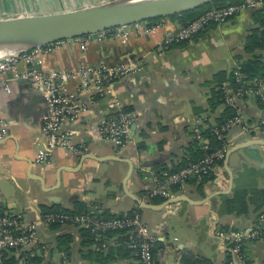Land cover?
<instances>
[{"label":"crops","instance_id":"crops-1","mask_svg":"<svg viewBox=\"0 0 264 264\" xmlns=\"http://www.w3.org/2000/svg\"><path fill=\"white\" fill-rule=\"evenodd\" d=\"M101 1L0 0V19L70 12ZM253 1L257 0H247ZM261 9V6L245 8L227 22L213 24L181 44L166 45L167 38L182 27L174 19L154 22L159 28L150 36L132 33L127 44L111 36L104 40L92 36L59 43L51 54L36 62V68L75 73L83 64L134 62L141 69L115 83L106 96L94 94L80 98L86 113L79 122L63 127L62 132L75 144H85L87 151L74 155L56 149L51 166L36 163L43 142L46 112L43 97L25 81L13 82L9 93L0 89V117L7 121L9 131L0 141V214H17L36 226L37 247L32 251L35 257L41 258L43 264H101L90 256L91 252L100 250L83 236L84 228L43 223L45 212L54 209L75 213L97 207L104 217L123 216L140 209L143 221L158 241L155 264H182L183 252L203 257L208 264H225L231 259L216 233L250 228L264 210L257 213L250 206L247 215L238 216L225 213L223 204L226 197L233 196L235 188L248 190L249 197L252 190L264 189V177L259 182L255 179L253 187H248L243 178L245 168L261 171L264 167V145L250 146L230 156L232 189L224 164L213 169L214 180L201 184V177L191 178L175 187L177 193L172 191L171 196H186L195 202L209 197L204 204L180 202L160 211L141 209L127 196L123 182L130 161L135 170L128 182L129 192L144 202L159 205L152 203L154 199L148 200L149 191L157 181L172 175V169L191 161L195 128L208 130L226 116L230 108L219 97L223 96V86L236 88L235 69L257 58L264 62V48L258 49L255 41L262 33V15L258 13ZM249 42L252 44L247 49ZM78 85L75 79L69 90H76ZM239 107L244 120L251 125L264 117V105L254 96L242 99ZM118 109L135 112L137 120L133 138L116 151L99 136L98 128L111 120ZM250 141H264V133H244L235 127L228 135L227 150ZM247 151H258L259 161L247 157ZM171 234L175 235L172 241ZM64 235L70 241L69 254L57 250L58 237ZM114 242L110 238L109 246L113 247ZM246 254L252 264H264V239L249 246ZM12 257L14 264H24L30 257L29 250L11 253L8 261L14 260ZM110 264L140 262L136 254L130 253L126 258L118 256Z\"/></svg>","mask_w":264,"mask_h":264},{"label":"built area","instance_id":"built-area-1","mask_svg":"<svg viewBox=\"0 0 264 264\" xmlns=\"http://www.w3.org/2000/svg\"><path fill=\"white\" fill-rule=\"evenodd\" d=\"M110 0H102L107 2ZM264 9V0L247 2L242 5L215 6L205 11L187 26L181 27L176 34L166 40V45L181 44L197 37L213 24H223L235 17L245 8ZM164 20V19H162ZM159 25L154 22H142L127 27H121L96 35L99 40L106 37L119 39L127 44L132 33L140 36H150L158 30ZM264 33V16L261 23ZM88 36V37H92ZM83 38L75 39L82 41ZM61 43V42H59ZM59 43L39 47L30 51L15 54L0 60V89L11 92V84L15 81H26L44 99L46 112L43 117L42 144L37 152L36 163L51 166L54 161L53 152L64 149L74 155H82L87 151L85 144H75L70 136L62 132L63 127L71 126L81 120L86 113L85 106L80 103L84 95L97 94L100 97L111 93V87L135 73L141 67L134 63L108 65V64H83L75 73L62 69L45 71L36 68V62L42 56L51 54ZM83 51L86 49L82 45ZM264 52V49H263ZM235 89L228 85L223 86V100L227 108L234 114L223 124L214 126L209 136L204 137L203 128L194 129L196 140L201 143L203 159L182 168L164 180L156 182L155 187L149 191L148 200L155 198L169 199L173 188L184 184L191 178L206 176L213 172L217 162L226 157L227 138L230 131L239 127L244 133L255 131L264 133V117L254 124L244 120L243 111L239 105L242 99L254 96L264 102V78L249 80L239 66L234 71ZM78 80L76 90H69V84ZM119 107V102L115 101ZM137 114L118 109L113 118L98 128L99 136L111 143L116 151L121 150L131 139L132 126L136 123ZM8 123L0 117V140L7 137ZM213 137L222 143V147L213 151ZM46 225H68L88 230L97 250L109 247V235H120L125 238L124 245L136 254L140 264H155L154 248L157 239L150 233L148 226L142 218L140 209H136L123 216L104 217L98 208L81 214L74 213H47L43 216ZM217 237L230 252L231 259L225 264H250L246 251L249 246L264 239V212L256 220V224L245 230L219 231ZM38 233L36 226L28 223L20 215L6 213L0 216V264H11L8 256L13 252L29 250L30 257L35 255ZM27 258L24 264H27Z\"/></svg>","mask_w":264,"mask_h":264},{"label":"water","instance_id":"water-1","mask_svg":"<svg viewBox=\"0 0 264 264\" xmlns=\"http://www.w3.org/2000/svg\"><path fill=\"white\" fill-rule=\"evenodd\" d=\"M224 1L226 0H110L70 12L0 19V60L39 47L88 37L137 23L171 19ZM135 132L134 124L131 138ZM255 145L263 146L264 141H250L227 150L224 164L230 176L231 189L234 176L229 168L230 156L238 150ZM127 164L129 169L123 188L127 196L141 209L160 211L180 202L200 205L210 200L208 197L203 201L195 202L186 196H171L159 205L144 202L129 192L128 182L135 165L130 161ZM220 194L222 193H218Z\"/></svg>","mask_w":264,"mask_h":264},{"label":"trees","instance_id":"trees-1","mask_svg":"<svg viewBox=\"0 0 264 264\" xmlns=\"http://www.w3.org/2000/svg\"><path fill=\"white\" fill-rule=\"evenodd\" d=\"M247 3V0H226L224 2L221 3H217V4H213V5H209L206 6L204 8H201L199 10L193 11V12H189L180 16H176L173 17L171 19L177 20L182 24V27L187 26L191 21H193L194 19L198 18L200 15H202L205 11H207L208 9L215 7V6H229V5H242ZM258 13L260 15H262V19L264 16V9L262 8L260 11H258ZM160 20H156V21H151V22H158ZM262 23V22H261ZM256 44H257V48L258 49H263L264 48V33L262 31L261 33V37L260 38H256ZM254 43V41L252 42ZM249 42V45H247V49L250 48V44H252ZM242 71L244 74L247 75V78L249 80L252 79H259V78H264V62L261 58H257L251 62H246L243 64L242 67ZM221 99V102L223 103V96L219 97ZM259 103L264 105V102L258 100ZM229 109V108H228ZM126 112H131V110L126 109L124 110ZM233 111H231L230 109L227 110L226 112V116L224 118H222V121L220 122L221 125L223 124L227 119H229L232 116ZM212 128H209L208 130L203 128V135L204 137L209 136L210 131ZM212 139V148L213 151L217 150L219 147H222V143L220 141H218L217 139L210 137ZM141 149H144V146L140 147ZM193 155H191V161L190 162H184L181 166L174 168L170 171V174H175L178 171H180L183 167L187 166L188 164H190L191 162H197V161H201L203 159V151L201 150V144H199L198 140H195L192 144V152ZM224 161L225 158L223 160H220L217 162V166H223L224 165ZM197 178V177H196ZM215 177L212 174V172L206 176H201V184H204L208 181H212L214 180ZM187 182V181H186ZM173 192L177 193V188H173ZM250 197H249V191L244 189V190H240V189H236L233 191V196L231 198L226 197L225 201H224V209H225V213L227 214H236L238 216H242V215H247L250 212V206L254 207V211L257 213H261V211L264 210V189H256V190H252L250 193ZM165 201V199L163 198H155L154 201L152 203L155 204H161ZM59 209H54L52 211H48L45 213H60ZM88 210L84 209V210H79L77 212H72L74 214H81V213H85ZM264 212V211H263ZM0 215H4V213H1ZM83 236L87 237V239L90 241L91 244L94 243L90 233L86 230H83ZM110 238H114L115 239V245L113 247L109 246L107 250H100V251H95V252H91L90 256L94 258V261L96 263H101V264H110V263H114L116 262V258L119 256L120 258H126L130 253H132L130 250H128L125 245H124V241L125 238L123 236L120 235H114L111 234L109 235V239ZM69 238L68 236L64 235V236H60L58 237L57 240V250L65 253V254H69L70 248H69ZM157 246V245H156ZM155 246V256L156 253L158 251V248ZM153 252V254H154ZM14 260L9 261V263L14 264L13 261H15V257H12ZM28 263L27 264H43V260L39 257H29L27 259ZM182 264H208V260L200 257V256H195L194 254L190 253V252H183L182 254V260H181ZM250 264H252L251 262H249ZM47 264H52V263H47Z\"/></svg>","mask_w":264,"mask_h":264},{"label":"rangeland","instance_id":"rangeland-1","mask_svg":"<svg viewBox=\"0 0 264 264\" xmlns=\"http://www.w3.org/2000/svg\"><path fill=\"white\" fill-rule=\"evenodd\" d=\"M244 118H245V116H244ZM246 156L259 161V159H260L259 157L261 156V154H259L258 151H255V152H251V151L248 152L247 151ZM260 170L261 171H258V170L255 171L252 168H247V169L245 168L243 178H245V184L248 187H253L252 183H255V179H256V182H259L260 179L261 180L263 179L264 167L262 166V169H260ZM174 237H175V235L171 234V241L173 240Z\"/></svg>","mask_w":264,"mask_h":264}]
</instances>
